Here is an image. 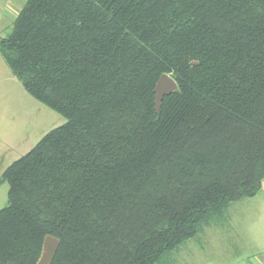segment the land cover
<instances>
[{"label":"trees","instance_id":"16d2710c","mask_svg":"<svg viewBox=\"0 0 264 264\" xmlns=\"http://www.w3.org/2000/svg\"><path fill=\"white\" fill-rule=\"evenodd\" d=\"M0 55L66 119L2 175L0 264H170L262 190L264 0H27Z\"/></svg>","mask_w":264,"mask_h":264},{"label":"rangeland","instance_id":"374dc122","mask_svg":"<svg viewBox=\"0 0 264 264\" xmlns=\"http://www.w3.org/2000/svg\"><path fill=\"white\" fill-rule=\"evenodd\" d=\"M12 26L0 34V39L10 33ZM65 123L64 117L28 94L0 55V180L10 165L29 153L50 131ZM8 190L6 182L0 183V210L8 204ZM230 248H234L235 253L231 254ZM238 248L245 249L239 252ZM254 248H264L263 189L253 198L232 203L221 220L174 251L169 262L252 263ZM189 255L194 256L193 261Z\"/></svg>","mask_w":264,"mask_h":264},{"label":"water","instance_id":"95a60500","mask_svg":"<svg viewBox=\"0 0 264 264\" xmlns=\"http://www.w3.org/2000/svg\"><path fill=\"white\" fill-rule=\"evenodd\" d=\"M195 64L197 63H194V65ZM178 91L179 89L176 81L169 75H162L154 90L155 110L160 112L164 98L177 93ZM59 244L60 242L58 239L51 236L46 237L43 244L41 259L38 264H50L58 250Z\"/></svg>","mask_w":264,"mask_h":264},{"label":"crops","instance_id":"0c3cea01","mask_svg":"<svg viewBox=\"0 0 264 264\" xmlns=\"http://www.w3.org/2000/svg\"><path fill=\"white\" fill-rule=\"evenodd\" d=\"M26 1L27 0H0V34L4 33L5 30L7 31L10 25L14 23L15 19L17 18L19 12L25 5ZM14 16H16L15 19ZM262 189L264 191V184ZM243 249L245 248H238V251L240 252ZM254 249H255V257L252 263L243 261L237 264H264V248H254ZM228 251H230L232 254L234 252V248H230V250ZM189 259L190 261H193L194 256L189 255Z\"/></svg>","mask_w":264,"mask_h":264}]
</instances>
